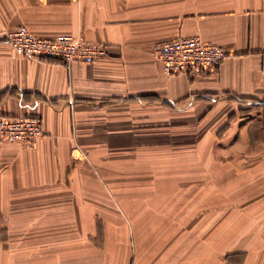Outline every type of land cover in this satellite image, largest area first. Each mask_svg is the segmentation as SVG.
<instances>
[{
  "label": "crops",
  "instance_id": "0c3cea01",
  "mask_svg": "<svg viewBox=\"0 0 264 264\" xmlns=\"http://www.w3.org/2000/svg\"><path fill=\"white\" fill-rule=\"evenodd\" d=\"M103 43L70 65L6 43ZM200 37L230 55L166 75L156 43ZM0 264H264V0H0Z\"/></svg>",
  "mask_w": 264,
  "mask_h": 264
},
{
  "label": "built area",
  "instance_id": "2783aa9c",
  "mask_svg": "<svg viewBox=\"0 0 264 264\" xmlns=\"http://www.w3.org/2000/svg\"><path fill=\"white\" fill-rule=\"evenodd\" d=\"M6 43L24 56L36 59L58 60L70 65L72 62L91 63L108 54L103 43L87 42L81 37L60 34L41 38L26 25L6 32ZM153 55L166 75L189 74L199 76L213 73L230 53L223 47L205 42L200 37H179L154 45ZM44 135L39 117L0 116V140L32 146Z\"/></svg>",
  "mask_w": 264,
  "mask_h": 264
}]
</instances>
